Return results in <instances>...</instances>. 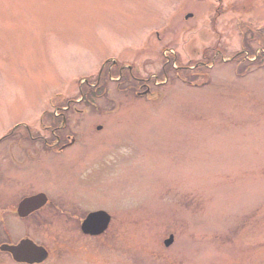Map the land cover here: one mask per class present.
Wrapping results in <instances>:
<instances>
[{"label": "rangeland", "instance_id": "374dc122", "mask_svg": "<svg viewBox=\"0 0 264 264\" xmlns=\"http://www.w3.org/2000/svg\"><path fill=\"white\" fill-rule=\"evenodd\" d=\"M261 35L264 0H0V242L43 245L34 264H264ZM65 100L74 142L45 152L35 136ZM40 192L39 213L17 216ZM98 209L107 230L81 233Z\"/></svg>", "mask_w": 264, "mask_h": 264}, {"label": "water", "instance_id": "95a60500", "mask_svg": "<svg viewBox=\"0 0 264 264\" xmlns=\"http://www.w3.org/2000/svg\"><path fill=\"white\" fill-rule=\"evenodd\" d=\"M45 202L46 196L44 193L25 197L19 202L17 213L19 216H26L33 210L40 208ZM109 221L110 215L106 211H93L86 215L81 223V229L84 233L92 235L100 234L107 228ZM172 241L173 236L169 235L164 240V245L168 246ZM0 250L9 252L12 259L18 263H40L47 257V251L28 238L21 239L17 244L3 243L0 245Z\"/></svg>", "mask_w": 264, "mask_h": 264}, {"label": "flooded vegetation", "instance_id": "af4514ba", "mask_svg": "<svg viewBox=\"0 0 264 264\" xmlns=\"http://www.w3.org/2000/svg\"><path fill=\"white\" fill-rule=\"evenodd\" d=\"M121 72H122V70L119 69V76L117 78L118 83H120L119 79L122 76ZM124 79L127 80L126 78H124ZM132 79H133V77H132ZM142 84L144 85V83H142ZM127 87H130V86H127ZM82 99L83 98H80L79 100H82ZM66 102H67V104L65 106L57 105L55 107V112L53 113L54 115L51 116V119H52L51 123L47 126L42 127L43 131L49 129V132H50L49 136L44 137V136H42V134H38V133L35 136L38 140L41 141L40 147L45 152H50L51 150H56L57 152H61V151H63L64 148H66L68 145H70L74 142V137L72 135H69L68 133L63 132L67 127V123H68V115L67 114H68V111L70 110V104H71V103L69 104L70 101L65 100V103ZM94 109L98 112V108L96 106H94ZM25 130L28 133V137L29 138L32 137L31 130L28 126H25ZM5 139H7V138H1L0 142L5 140ZM37 151H38V149H35L36 153H37ZM26 153H29V152L27 151ZM30 154H31V152L29 154H27L28 156L26 158H29ZM29 159H31V158H29ZM1 174L2 173H0V177L2 176ZM25 196H27V195H25ZM25 196H22V197H25ZM34 213L29 214V216L30 217L33 216ZM79 229H80V226H79ZM84 234L86 235L87 233H84ZM87 235H90V234H87ZM92 236H94V235H92Z\"/></svg>", "mask_w": 264, "mask_h": 264}, {"label": "trees", "instance_id": "16d2710c", "mask_svg": "<svg viewBox=\"0 0 264 264\" xmlns=\"http://www.w3.org/2000/svg\"><path fill=\"white\" fill-rule=\"evenodd\" d=\"M258 39H259V42H258L259 43V46L261 48H263V49L260 51V53H259V55L257 57V60L259 59L260 56H264V37L261 35ZM243 48L245 50H247L252 55L256 53L255 52V48L251 47L250 45H245V43L243 45ZM242 57H244V53L242 54ZM218 59L219 60H217V63H221L220 62V58H218ZM197 67H201V66H197ZM202 67H204V66H202ZM182 70H183V72H185V76L186 77H188V78L190 76L192 77L191 73H189V72H191V70L189 68H182ZM170 71L173 72V75H174V77L172 76V78H175V76H177L176 75L177 74V70L175 68H173L170 63L167 64L166 69L161 68L160 71L158 72V74L161 77V75L164 74V72L167 74ZM108 76H109V74H108V70L107 69H106V71H101V74L99 76V80H98L97 85L95 87H93V89L90 88V87H87V89H84L86 91L87 95H92V94L96 95L97 92L100 89L103 92L104 91V88H105L104 84L108 81L107 80L108 79ZM127 77L131 79V77H129V75ZM93 81H94L93 83H95V80H93ZM133 81H134V79H133ZM134 83H135V85H138L139 84V82L137 80H135ZM126 89H128L130 91H133L134 89H136V87L135 88L133 87L131 89L130 88H126ZM2 241H6V240L3 239Z\"/></svg>", "mask_w": 264, "mask_h": 264}]
</instances>
